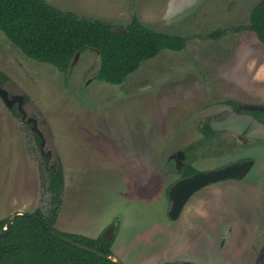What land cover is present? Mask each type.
Instances as JSON below:
<instances>
[{"label": "rangeland", "instance_id": "obj_1", "mask_svg": "<svg viewBox=\"0 0 264 264\" xmlns=\"http://www.w3.org/2000/svg\"><path fill=\"white\" fill-rule=\"evenodd\" d=\"M48 1L118 29L136 15L188 41L111 84L97 77L99 56L91 49L64 73L26 57L0 31V78L11 94L24 95L46 139L42 153L31 125L0 96V220L16 210L46 211L50 150L65 178L57 230L97 238L114 225L112 254L123 264H264V123L226 104L264 105V44L249 30L212 37L216 29L247 24L259 0ZM208 117L237 145L200 157L197 169L247 158L254 164L236 187L211 182L171 218L167 189L181 179L171 155L203 138Z\"/></svg>", "mask_w": 264, "mask_h": 264}, {"label": "trees", "instance_id": "obj_2", "mask_svg": "<svg viewBox=\"0 0 264 264\" xmlns=\"http://www.w3.org/2000/svg\"><path fill=\"white\" fill-rule=\"evenodd\" d=\"M246 30L255 33L264 44V0L253 6L247 24L216 29L212 37L220 38L228 32ZM0 31L26 57L51 64L64 73L68 72L78 54L91 49L99 56L97 77L111 84L124 83L143 61L156 57L164 49L183 50L188 41L181 34L148 26L136 15L118 29L111 21L59 8L48 0H0ZM0 84H3L1 78ZM226 104L237 110L238 102L228 100ZM237 112L250 113L254 120L264 123V111L241 109ZM200 129L203 138L182 148L184 159L180 170L171 161L172 171L179 178L197 173L199 169L195 162L200 157L222 155L221 145L225 144L229 150L237 145L233 133L216 130L209 117ZM201 147H205L202 152ZM47 172L50 200L46 211L37 209L15 217L9 232L0 236V264H119L107 258L113 255V238L105 239L102 235L92 238L55 228L65 178L59 161L48 165ZM8 219L0 220V227H4ZM44 225L96 252L60 238Z\"/></svg>", "mask_w": 264, "mask_h": 264}, {"label": "water", "instance_id": "obj_3", "mask_svg": "<svg viewBox=\"0 0 264 264\" xmlns=\"http://www.w3.org/2000/svg\"><path fill=\"white\" fill-rule=\"evenodd\" d=\"M0 96L3 99V101L6 103L8 107H12L14 103H18L19 108H22V104L24 103V95L22 93L14 94L12 97L9 96L8 90L5 88V86L0 84ZM238 109H248V110H260L264 111V105L262 104H250V103H242L238 104ZM34 122H36L35 119H33ZM41 135L42 132L38 131ZM44 136L42 140V146L45 144ZM50 150L47 151L48 154H50ZM253 166V160H242V161H234L229 164L217 167L215 169L210 170H204V171H198L197 173L181 178L177 180L174 184H172L169 188V198L171 202V207L169 210V215L171 218H178L182 209L184 208L185 204L187 203L188 199L200 188L206 186L207 184L211 182H216L224 179H231L236 177H244L249 172V170ZM179 167V166H178ZM19 214H28L27 212L23 210H16L14 211L7 223L4 227H0V236L5 235L9 232L10 225L13 223L15 217ZM45 226V225H44ZM46 229H48L51 233L59 236L62 239H65L73 244H76L80 247H83L85 249L91 250L96 252L94 249H91L87 246H84L80 243L74 242L72 239H69L65 237L64 235H61L59 233H56L55 231L49 229L47 226H45ZM114 232V225H111L108 227L102 236L105 239H112ZM107 258L112 259L113 261H116L119 264H123L118 258H116L114 255H109Z\"/></svg>", "mask_w": 264, "mask_h": 264}, {"label": "flooded vegetation", "instance_id": "obj_4", "mask_svg": "<svg viewBox=\"0 0 264 264\" xmlns=\"http://www.w3.org/2000/svg\"><path fill=\"white\" fill-rule=\"evenodd\" d=\"M2 86H3V84H1ZM8 92H9V90H8ZM14 95V93H10L9 92V96L10 97H12ZM25 100V99H24ZM13 109L16 111V113H18V114H20V117H21V119H22V121L23 122H26V123H28V124H30L31 125V129H32V131H35V133L38 135V137H39V139H40V147H41V151H42V153H44V148H45V145H46V140H45V144H44V146H42V140H43V136H44V134H43V132H42V130L40 129V127H39V124H38V118L36 117V116H34L33 114H31L28 110H27V108L25 107V105H24V103L22 104V108H19V106H18V103H14L13 104ZM33 119H35L36 120V122H34L33 121ZM41 131L42 132V134L43 135H41L38 131ZM231 132V131H230ZM44 139H45V136H44ZM238 139H239V141L240 142H243V143H246L245 145H247V144H250V143H253V141L252 140H250V139H248L246 136H239L238 137ZM247 141V142H246ZM51 152H50V154H48V153H45V155H47V157H48V160H47V162H48V165H51V164H53V162H51V160H50V158L52 159V157H51ZM49 155H50V157H49ZM171 157H172V159H173V161H174V163H175V165L177 166V168L178 169H180V167H182V164H183V162H182V160L184 159V151L181 149L180 151H177V152H175L174 154H172L171 155ZM249 159H251V158H247L246 160H249ZM242 160H245V159H239V160H237V161H242ZM234 162V161H233ZM181 163V164H180ZM253 164H254V162H253ZM179 166V167H178ZM247 175V174H246ZM245 177V176H244ZM241 179V177H236V178H234V179ZM243 178V177H242ZM231 179H233V178H231ZM224 180H226V179H224ZM220 181H222V180H220ZM170 188V187H169ZM232 231H231V228H228V229H226V230H224V232H223V236H222V243L223 242H225V241H227L228 239H229V237L231 236V233Z\"/></svg>", "mask_w": 264, "mask_h": 264}, {"label": "crops", "instance_id": "obj_5", "mask_svg": "<svg viewBox=\"0 0 264 264\" xmlns=\"http://www.w3.org/2000/svg\"><path fill=\"white\" fill-rule=\"evenodd\" d=\"M234 132V131H233ZM229 181H225V180H222L223 182H221V184L223 183V184H225V185H223V186H225L226 187V184H229V186H232V184H233V182H234V186L236 187V181H238V182H241L242 183V181H240L241 179H228ZM232 180V181H231ZM230 182H232V184H230ZM238 184V187H239V183H237ZM218 186V185H217ZM224 187V188H225ZM220 187H218V189H219ZM226 189H229V190H231V187L230 188H226ZM226 189H224V190H226ZM215 191H216V189H215ZM242 208L243 209V207H241V206H238V207H236V209H233V207L231 208V209H233V211H237L238 210V208ZM242 222H244V220L242 221ZM232 225V226H231ZM235 225V221L234 222H229L228 223V226L226 227V229H228V228H232L233 226ZM258 225H260V223L259 222H257L256 223V225L255 226H258ZM259 230H261V229H259ZM231 231H233V229H231ZM258 232V231H257ZM260 232H262V231H260ZM231 233H233V232H231ZM259 233V232H258ZM254 235H257L256 233L254 234ZM231 237H232V234H231V236L229 237V239L227 240V243L226 244H229V240L231 239ZM226 242V241H225ZM225 242H223V244L225 243Z\"/></svg>", "mask_w": 264, "mask_h": 264}]
</instances>
